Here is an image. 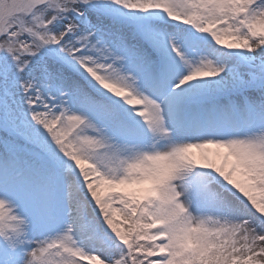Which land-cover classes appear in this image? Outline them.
I'll return each instance as SVG.
<instances>
[{
	"label": "snow or ice",
	"instance_id": "6c2138e0",
	"mask_svg": "<svg viewBox=\"0 0 264 264\" xmlns=\"http://www.w3.org/2000/svg\"><path fill=\"white\" fill-rule=\"evenodd\" d=\"M0 264H264V0H0Z\"/></svg>",
	"mask_w": 264,
	"mask_h": 264
}]
</instances>
